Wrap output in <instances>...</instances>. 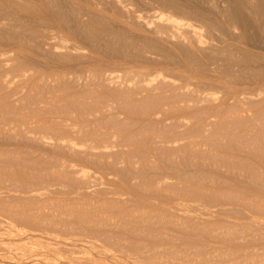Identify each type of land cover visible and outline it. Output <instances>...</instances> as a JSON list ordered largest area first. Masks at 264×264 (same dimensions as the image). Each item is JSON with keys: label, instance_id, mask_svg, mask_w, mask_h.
Returning a JSON list of instances; mask_svg holds the SVG:
<instances>
[{"label": "rangeland", "instance_id": "1", "mask_svg": "<svg viewBox=\"0 0 264 264\" xmlns=\"http://www.w3.org/2000/svg\"><path fill=\"white\" fill-rule=\"evenodd\" d=\"M0 264H264V0H0Z\"/></svg>", "mask_w": 264, "mask_h": 264}, {"label": "bare ground", "instance_id": "2", "mask_svg": "<svg viewBox=\"0 0 264 264\" xmlns=\"http://www.w3.org/2000/svg\"><path fill=\"white\" fill-rule=\"evenodd\" d=\"M177 25H180L178 22H176ZM192 31V30H191ZM227 167V166H226Z\"/></svg>", "mask_w": 264, "mask_h": 264}]
</instances>
